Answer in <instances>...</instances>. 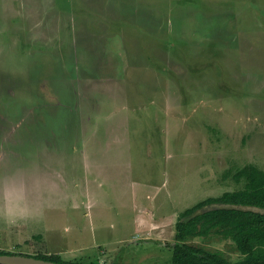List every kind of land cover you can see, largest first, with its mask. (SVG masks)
Returning <instances> with one entry per match:
<instances>
[{"label":"rangeland","instance_id":"1","mask_svg":"<svg viewBox=\"0 0 264 264\" xmlns=\"http://www.w3.org/2000/svg\"><path fill=\"white\" fill-rule=\"evenodd\" d=\"M247 164L264 0H0V250L170 264L179 215Z\"/></svg>","mask_w":264,"mask_h":264},{"label":"trees","instance_id":"2","mask_svg":"<svg viewBox=\"0 0 264 264\" xmlns=\"http://www.w3.org/2000/svg\"><path fill=\"white\" fill-rule=\"evenodd\" d=\"M234 179L242 187L199 201L179 215L170 264H264V170L247 164ZM197 237L228 240L241 258L232 260L196 242ZM0 254L22 253L0 250ZM25 255L64 263L57 254Z\"/></svg>","mask_w":264,"mask_h":264},{"label":"water","instance_id":"3","mask_svg":"<svg viewBox=\"0 0 264 264\" xmlns=\"http://www.w3.org/2000/svg\"><path fill=\"white\" fill-rule=\"evenodd\" d=\"M0 264H65L25 254H0Z\"/></svg>","mask_w":264,"mask_h":264},{"label":"crops","instance_id":"4","mask_svg":"<svg viewBox=\"0 0 264 264\" xmlns=\"http://www.w3.org/2000/svg\"><path fill=\"white\" fill-rule=\"evenodd\" d=\"M51 254H57V252L51 253ZM58 255V254H57Z\"/></svg>","mask_w":264,"mask_h":264}]
</instances>
